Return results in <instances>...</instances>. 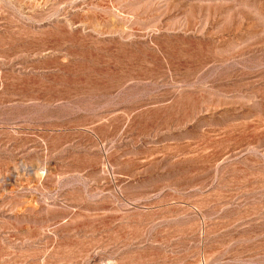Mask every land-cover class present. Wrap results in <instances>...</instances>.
Segmentation results:
<instances>
[{
    "label": "rangeland",
    "instance_id": "rangeland-1",
    "mask_svg": "<svg viewBox=\"0 0 264 264\" xmlns=\"http://www.w3.org/2000/svg\"><path fill=\"white\" fill-rule=\"evenodd\" d=\"M0 264H264V0H0Z\"/></svg>",
    "mask_w": 264,
    "mask_h": 264
}]
</instances>
